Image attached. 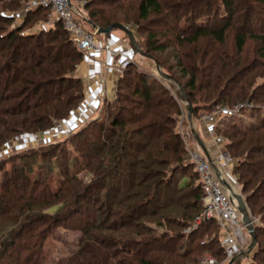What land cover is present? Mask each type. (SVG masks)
<instances>
[{"label":"trees","instance_id":"obj_1","mask_svg":"<svg viewBox=\"0 0 264 264\" xmlns=\"http://www.w3.org/2000/svg\"><path fill=\"white\" fill-rule=\"evenodd\" d=\"M0 1L4 10L17 11L30 0ZM184 1L166 9L158 0H137L136 27L153 16L151 24L173 37L168 43L160 42L156 29V33L148 32L140 47L147 53L181 49L180 67L183 77H189L184 87L194 112L199 104L211 110L218 104L245 100L258 76L251 71L264 68L260 63L264 0H247L241 6L237 0ZM113 6V0H86L82 13L96 27L107 29L111 23L105 18V7ZM48 13L37 8L13 29V18L0 16V148L8 138L43 132L55 121L65 120L83 99L84 86L75 74L83 56L61 23L22 35ZM238 26L235 54L241 53L248 38L260 41L262 49L256 67L248 70L252 75L242 85L230 86V80L223 87L227 72L214 58L220 61L226 31ZM235 77L233 72L231 79ZM255 88H264V82ZM116 91L114 101L105 104L107 115L102 121L86 124L63 143L0 158V264H43L42 246L57 227L81 232L78 250L64 264H194L202 252L223 256L214 233L217 228L210 232L213 221L203 222L192 233L183 232L203 207L198 175L176 131L183 114L179 99L133 65L119 76ZM226 120L218 128L224 136L243 138L264 130V119L260 126L220 130ZM232 145L229 140L231 151ZM237 161L234 174L247 193L264 166L253 156ZM35 167L40 170L36 177ZM47 168L60 175L55 192L47 184V173L41 171ZM85 172L93 177L89 184L81 179ZM250 189L253 192L247 194L246 202L251 205L258 188ZM29 201L40 213L26 207ZM54 206L59 210L43 211ZM261 211L264 214V205ZM255 232L252 264H264V240L260 239L264 215ZM203 234L208 235L202 240Z\"/></svg>","mask_w":264,"mask_h":264},{"label":"rangeland","instance_id":"obj_2","mask_svg":"<svg viewBox=\"0 0 264 264\" xmlns=\"http://www.w3.org/2000/svg\"><path fill=\"white\" fill-rule=\"evenodd\" d=\"M33 0H30L28 3L23 4L20 10L17 11H7L4 10L3 8H1V5L4 4L2 1H0V16H2L3 14L4 17L7 16H14L16 15L15 18H13L14 22L11 25V29L20 26L23 21H24V16L25 14L29 13V12H33L36 9H28L25 10L26 7L28 5H30L32 3ZM86 0H77V5L78 8L82 10L83 7V2H85ZM160 2L161 5H163V7H165L166 9L168 7L172 8L178 5V3H184V0H158ZM182 1V2H180ZM193 1V0H191ZM239 2V5L241 6L243 3H245V1L247 0H237ZM249 1V0H248ZM117 0H113L114 6L112 8H107L105 7V10H107V13L105 15V18L109 21L110 26L114 24H120L123 25L124 27H126L133 35L135 42L137 43L139 49L141 50L142 54H139L130 44L127 36L120 30H112L111 34L113 36H115L118 41L121 42H129L128 44H130L132 51L134 53V64L133 66H135V68L137 69V71L143 72L145 74H148L149 76H152L154 79H156L159 83H161L164 87L168 88L172 94L175 96V98L179 99L180 101V106L182 109L183 114L180 116V123L177 125L176 131L182 136L183 139V143L184 146L186 148V144L187 146H191V147H198L195 139H194V135L191 132V127L194 131L195 134H197L200 138V140L202 141V143L205 146V140L203 138L202 132L200 130V126H199V117L203 114H206L207 112H210L218 107L221 106H226V107H234L236 106L238 103H248L250 104L251 108L244 110L242 114L231 118L229 120H226L225 122H223V127L221 126L220 130H224L227 126H237L238 128L241 129H248L250 126H260V122L261 120L264 119V88H261L260 90L256 89L255 86L256 85H260L261 83L264 82V68H260L257 67L256 70L251 71L252 74H258L257 78L254 79V83H253V87L250 89V95L245 96V100L243 99L240 102H237L233 105H222V104H218L217 106H215L214 108H212L211 110H207L205 107H203L202 104H199V108L197 111H193V107H192V126L190 127L189 121H188V103L192 106V104L186 100H184L180 89H179V85L183 88L184 93L188 99L187 96V91L185 89V83L188 80V75H185L183 77L182 74V69L180 67V61L182 60L181 55H180V50L176 47H168L166 48L164 51L162 52H150L147 53L146 50H144L142 47H140V44L142 42H145V40L147 39V34L148 32H155L156 33V29H157V33L159 35V40L160 42H164V43H168V39L172 37L171 34H162L161 29H158V27H156L155 25H152L151 23H153L154 21V17L151 16L148 21H141L139 23V29L138 27H136L135 22L137 21V0H122V2L120 3H116ZM246 4V3H245ZM243 8V6L241 7ZM83 11V10H82ZM242 13V12H241ZM7 15V16H6ZM52 19L53 16L51 15L50 11L46 17V19H39L37 18L36 20H34V23L29 25V27H27L23 33L25 32H31L32 30H36L38 28H41V26H45L48 27L50 24H52ZM84 19H86V15L82 13V19L81 21H84ZM49 23V24H47ZM88 26V25H87ZM186 26L185 23H181V27ZM108 27V28H109ZM107 28V29H108ZM240 28V26L238 27H233V29H228L226 31V34L224 36V41H223V45H222V52L225 53L224 55H221V57L219 58L220 61L217 62V58L215 57L214 59H216V64H218L219 66H224L226 70V75L224 80L222 81L221 85H225V83L227 81H230V86H240L242 85L245 80L247 79L248 74H251L250 71L248 72V70L253 66L256 67V61H258V56H260L258 53L260 51V49H262V43L258 40H252L250 38H248L246 40L245 46L243 48V50L241 51L240 54H235L236 53V47H235V38L236 35L240 32L238 31ZM32 29V30H31ZM238 29V30H237ZM106 30V28L104 29ZM159 31V32H158ZM161 32V33H160ZM118 36V37H117ZM173 38V37H172ZM203 42H206L203 41ZM208 58V57H207ZM223 58V60L221 59ZM208 60V59H207ZM156 62V63H155ZM234 62L236 63V66L234 64ZM260 63H263L264 65V58H260ZM80 64H84V60L83 58L81 59V61L78 64V67ZM156 64L159 66L161 72L167 76L170 77V79H165L162 78L156 69ZM233 64L235 66V68H233ZM86 65V64H85ZM164 68V70H162ZM233 68V71H231ZM233 72H236V77L235 79H231V75L233 74ZM77 73V69L75 70V74ZM246 74V77H244ZM251 74V75H252ZM250 75V76H251ZM241 79V80H240ZM83 84V83H82ZM84 88H83V94L84 92L88 91L89 88V84H83ZM227 87V85H225ZM117 90V81L115 83V88H114V93H113V98L111 100V102L114 101L115 96H116V91ZM203 92L198 93V95L196 96V98L198 99ZM244 96V95H243ZM83 99L82 101L84 100ZM256 97V98H255ZM258 97H260L261 99H263L262 101H260V99H258ZM79 102L78 106L74 109V111L79 108L83 102ZM110 103V102H109ZM105 104H101L100 110L97 111V113H94V115H92V117L90 119H88V121L83 124V126H81L80 128H78L76 131H74L73 133L64 135L60 138L58 137H54L51 139V144H57V143H63L65 142L70 136H72L73 134H75L77 131H79L81 128H83L86 124L92 122V121H102L107 113L105 112ZM59 121H55L53 123L57 124ZM50 129V128H49ZM48 129V130H49ZM48 130L43 131V132H36V133H24V134H18L15 135L13 138L11 139H7V141L4 143V145L0 148V158L3 159H7L9 158L11 155L13 154H17V153H22L25 151H29V150H37L39 148H41L42 146H46L49 144H45V143H35L33 145H26L27 142H29L33 136H43L45 133L48 132ZM218 134L220 136L223 137V142L225 144L224 147H226L225 149L228 151V153L230 154V156L232 157V159L235 162V167L233 168V170L236 168L237 166V158H245V157H251L253 156L256 161H261V165L264 166V130L261 129L259 130L257 133L252 134L250 136H245V137H232L231 133L226 134L227 136H224V134H221L218 132ZM229 140H231V142L233 143V151H231L228 147L227 144H229ZM186 142V143H185ZM25 143V145H24ZM6 150L5 153H2L3 150ZM234 152V154L232 153ZM235 155V156H234ZM237 157V158H235ZM41 162V159H39V164ZM254 162V160H253ZM6 168L9 170L10 169V165L9 163L6 165ZM43 173H47L46 174V180H47V184L49 186V188L52 190V192H55L57 190V179L60 177V175L58 174V172L56 170H53V172H47V169H43L41 170ZM234 173V171H233ZM38 174H40V170H38L36 167L34 168V173L33 175L36 177ZM190 174V173H189ZM188 174V175H189ZM33 176V177H34ZM81 179L83 180L84 184H89L92 180V175L91 174H87L85 173H81ZM235 178L237 179V175H235ZM181 177V175L179 176ZM178 179V177L176 178ZM257 182V187L255 185V187H253L254 184H251V186L248 187V192L245 193L243 192V187L240 181H238L237 179V185L233 188V194L239 195L244 199V204L245 207L247 209L248 215L252 221L251 226L254 229V233L256 236V232H255V227L257 225H261V216L264 215L262 213V209H263V205H264V173H260L259 179H255ZM260 184V185H259ZM250 188H258L257 192H254V196L250 199L251 201V205L250 202L247 203L246 202V197L247 194L249 192H253L251 191ZM252 189V190H253ZM259 190V191H258ZM231 198L234 199L232 197ZM234 201L237 204V201L234 199ZM21 204L23 202H20ZM19 203V204H20ZM28 209H33L35 211H32L33 213H40L37 212V210L39 208H35V203L33 201H29L26 204ZM253 205V206H252ZM250 207H253V210H255L254 212L251 211ZM45 208L43 211L48 212V213H54L57 210H59L58 206H54L52 208ZM42 209V208H40ZM31 212V211H30ZM31 212V213H32ZM262 213V214H260ZM203 216V210L201 211V213L198 215H195L194 219L191 221V224L186 227L184 229V234H189L192 233L193 231L197 230L203 222H211L213 221L215 225H213L212 229L210 232H212V230L216 227V229L214 230V233H217V236L219 237V244L221 247V230L219 228V226L217 225V223L212 220H200L199 218H201ZM242 220V217H241ZM207 235L203 234V239L207 238ZM244 235L246 237V247L244 248V250L241 253V256L236 257V258H229L226 257L225 254H223V256H213V254L211 252H202L198 255H196L197 260L194 264H202V262L207 258L210 257L215 261V264H252V259L255 253V249L257 247V237L255 238V246L253 250H248V247L251 243V238L250 235L245 227L244 229ZM81 238V232L78 230H70V229H65L63 227H57L55 228V230L52 232V234L45 240L43 246H42V250H43V264H64L77 250H78V244H79V240ZM261 240H264V235L260 236ZM201 240V239H200ZM198 241V239L196 240ZM204 241L201 242V245H204ZM262 249L264 250V245L262 247ZM223 250V249H222ZM252 252V253H251ZM224 253V251H223ZM263 257H264V253H263ZM259 264H261L259 262Z\"/></svg>","mask_w":264,"mask_h":264},{"label":"built area","instance_id":"obj_3","mask_svg":"<svg viewBox=\"0 0 264 264\" xmlns=\"http://www.w3.org/2000/svg\"><path fill=\"white\" fill-rule=\"evenodd\" d=\"M29 8L48 9L53 16L52 24L61 23L63 29L69 34L72 42L81 52L84 64L93 68L83 76L76 73L83 84L94 81L102 89L103 71L113 72L116 77H119L129 66L134 64V53L129 42L118 41L111 33L103 36L97 35L91 29H86L80 22L82 10L78 8L77 0H33L25 10ZM7 17L15 18L16 15ZM41 28L47 29L45 26H41ZM29 33L24 32L22 35ZM76 69L78 70V66ZM88 91L83 94L85 97L82 105L68 118L54 124L43 136H33L26 145L49 144L52 138H60L73 133L83 126L94 113L100 110L101 104H104L108 98L102 90H99L96 95L88 94ZM109 100L111 103L112 99ZM250 108V104L246 102L238 103L232 108L218 107L199 117V126L205 140V147L209 153H212L211 156L209 155L210 161L200 148L186 144L188 161L194 166L202 191L203 216L199 218V221L212 219L217 223L221 230V248L225 256L229 258L241 256L246 247L245 225L237 210V204L230 195L237 185V179L233 173L235 162L225 149L223 137L218 134V128L220 121L234 118ZM5 151L4 149L2 153ZM220 181L224 182L226 186H223ZM202 264H215V261L207 257Z\"/></svg>","mask_w":264,"mask_h":264},{"label":"water","instance_id":"obj_4","mask_svg":"<svg viewBox=\"0 0 264 264\" xmlns=\"http://www.w3.org/2000/svg\"><path fill=\"white\" fill-rule=\"evenodd\" d=\"M84 22L88 25V27L92 30V31H95L97 33V35H108L111 33L112 30H120L122 31L128 38L130 44L132 45V47L141 55L142 52L141 50L139 49L137 43L135 42L134 40V37L132 35V33L126 28L124 27L123 25H120V24H114L112 25L111 27H109L108 29L104 30V29H101V28H98L96 27L95 25H93L89 20L87 19H84ZM156 63V62H155ZM156 69H157V72L158 74L162 77V78H167V79H170L169 76L163 74L159 68V66L156 64ZM179 89H180V92L184 98V100H186L188 102V99L184 93V90L183 88L179 85ZM188 121H189V124H190V127L192 126V123H191V120H192V106L188 103ZM191 132L193 133L194 135V139L197 143V145L199 146V148L203 151V153L205 154V156L207 157V159L210 161V157L206 151V148L204 146V144L202 143V141L200 140L199 136L197 134L194 133L192 127H191ZM220 183L223 185V186H226V184L222 181H220ZM232 197L237 201V210L238 212L240 213L241 217H242V222L243 224L245 225L249 235H250V238H251V243L248 247V250H253L254 249V246H255V233H254V229L253 227L251 226V219L248 215V212H247V209L245 207V204H244V199L239 196V195H236V194H233L232 193Z\"/></svg>","mask_w":264,"mask_h":264},{"label":"crops","instance_id":"obj_5","mask_svg":"<svg viewBox=\"0 0 264 264\" xmlns=\"http://www.w3.org/2000/svg\"><path fill=\"white\" fill-rule=\"evenodd\" d=\"M92 69L93 68L88 66V65L80 64V66L78 67V70H77V74L79 76H83L88 71H90ZM118 78L119 77H116L115 74H113V72L103 71L102 89H101V87H99L98 83L92 81V82L89 83L90 90L88 91V94L96 95L97 92H99V90L100 91L102 90L105 93V95L108 97L106 102H109L110 101L109 99L113 98L112 96H113V93H114L115 83L118 80ZM206 151H207L208 155H210V156L212 155V153L211 152L209 153L207 149H206Z\"/></svg>","mask_w":264,"mask_h":264}]
</instances>
